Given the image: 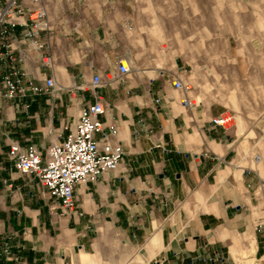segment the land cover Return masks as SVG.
<instances>
[{"label": "crops", "instance_id": "obj_1", "mask_svg": "<svg viewBox=\"0 0 264 264\" xmlns=\"http://www.w3.org/2000/svg\"><path fill=\"white\" fill-rule=\"evenodd\" d=\"M46 3L38 37L51 66L25 65L38 82L51 75L59 87L34 95L26 111L0 100V264H195L207 254L214 264H264V138L210 124L224 105H188L171 85L186 50L184 1ZM155 23L165 32L176 23L173 49H154ZM174 49L171 58L151 51ZM121 54L129 72L91 88L92 74H110ZM96 97L106 104L101 120L116 124L122 159L76 184V210L63 213L32 174L13 168L6 149L15 140L43 151Z\"/></svg>", "mask_w": 264, "mask_h": 264}, {"label": "built area", "instance_id": "obj_2", "mask_svg": "<svg viewBox=\"0 0 264 264\" xmlns=\"http://www.w3.org/2000/svg\"><path fill=\"white\" fill-rule=\"evenodd\" d=\"M47 0H0V100L11 101L15 108L26 111L34 95L52 92L59 85L51 75L37 81L29 72L25 61H36L42 67L51 66V54L47 42L38 37L40 30L47 29ZM115 69L110 74L95 72L88 84L96 88L108 80L126 74L130 70L129 57H115ZM171 85L182 92L180 101L193 104L183 94L189 84L179 76L172 75ZM105 102L96 97L78 108L73 126L61 139H54L38 149L33 142L25 145L13 140L8 143L6 157L13 168L21 173L32 174L43 186L48 198L56 202L60 211L76 210L74 187L78 183L94 181L105 170L118 166L123 148L115 138L114 122L105 123L100 116ZM232 111L223 110L209 117L212 125L226 128L233 120ZM254 158H258L255 154ZM256 229L260 222L256 223ZM214 255L195 257V264H214ZM229 264H240L232 261ZM253 264H260L257 261Z\"/></svg>", "mask_w": 264, "mask_h": 264}, {"label": "rangeland", "instance_id": "obj_3", "mask_svg": "<svg viewBox=\"0 0 264 264\" xmlns=\"http://www.w3.org/2000/svg\"><path fill=\"white\" fill-rule=\"evenodd\" d=\"M183 1L186 50H179L183 62L170 76L189 84L192 101L223 104L234 114L230 125L249 128L254 139L264 138V0ZM177 9L170 8L174 15ZM172 25L165 32L163 24H152L154 49L165 48L166 42L173 49L177 30ZM151 51L167 52L169 58L178 52ZM97 264L111 263L99 258Z\"/></svg>", "mask_w": 264, "mask_h": 264}]
</instances>
